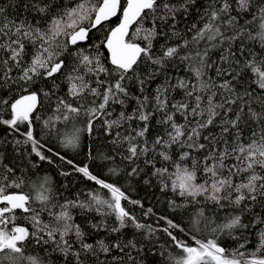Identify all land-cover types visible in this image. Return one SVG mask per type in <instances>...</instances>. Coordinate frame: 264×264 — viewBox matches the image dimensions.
Listing matches in <instances>:
<instances>
[{
  "label": "snow or ice",
  "instance_id": "obj_1",
  "mask_svg": "<svg viewBox=\"0 0 264 264\" xmlns=\"http://www.w3.org/2000/svg\"><path fill=\"white\" fill-rule=\"evenodd\" d=\"M150 253L264 264V0L0 3V264Z\"/></svg>",
  "mask_w": 264,
  "mask_h": 264
},
{
  "label": "trees",
  "instance_id": "obj_2",
  "mask_svg": "<svg viewBox=\"0 0 264 264\" xmlns=\"http://www.w3.org/2000/svg\"><path fill=\"white\" fill-rule=\"evenodd\" d=\"M0 3H4V4H7L8 3V0H0ZM11 11V10H10ZM118 22V19H113L111 21V26H114L116 23ZM89 143V140L87 138V136L84 137V140H83V144H84V147H82L80 150L76 151V152H71L69 151L67 153V157L68 159H72L74 160V162L78 165H83V164H89L91 170L96 173V174H101L103 178H107V173H106V170H104L103 172L101 171V162L100 161H92V160H89L87 158V144ZM58 147V146H57ZM62 152L64 151L63 149H60ZM60 161L57 160L56 161V165H48L46 163L42 164L41 168L38 169V173L39 175H44L45 173H48L50 175L53 176L55 182L57 184L67 180L68 183L72 184L73 186V191H77V190H81V189H87V188H91V187H95L94 184H92L91 182H85L82 177H80L79 175H74V176H70V177H61L59 175H57V171H58V168L57 166L60 165ZM64 167V170H70V166L68 165H63ZM35 179V177H34ZM113 180H115L116 178L113 177L112 178ZM135 186H136V192L132 193V196L133 198L135 199H138V198H142L144 197L146 194H148L149 198L147 200L144 201V204H145V208L147 207H150V206H154V210L157 211L158 213H161V214H168L167 213V206L165 203H160V204H157L156 203V199L153 198L151 196V192L153 190H149L147 189L145 186H143L141 183H135ZM156 196L159 197V193L157 192L156 193ZM160 199L163 201V198L160 197ZM136 213L139 215L140 214V209L137 208L136 210ZM174 219L177 220V222L180 221V214L177 213L174 217ZM152 219L153 218H149L148 220H146L145 222L147 223H151L152 222ZM187 221V218L185 217V222ZM167 238L164 237L162 234H161V240H160V243H164V241L166 240ZM189 243H191V241H189ZM153 259V256L152 254L150 253L149 254V264H151V261Z\"/></svg>",
  "mask_w": 264,
  "mask_h": 264
},
{
  "label": "water",
  "instance_id": "obj_3",
  "mask_svg": "<svg viewBox=\"0 0 264 264\" xmlns=\"http://www.w3.org/2000/svg\"><path fill=\"white\" fill-rule=\"evenodd\" d=\"M118 23V22H117ZM115 26V25H114Z\"/></svg>",
  "mask_w": 264,
  "mask_h": 264
}]
</instances>
